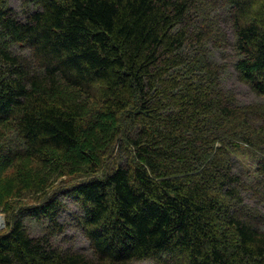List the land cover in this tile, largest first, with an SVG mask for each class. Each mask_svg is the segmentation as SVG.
Listing matches in <instances>:
<instances>
[{
  "label": "trees",
  "instance_id": "obj_1",
  "mask_svg": "<svg viewBox=\"0 0 264 264\" xmlns=\"http://www.w3.org/2000/svg\"><path fill=\"white\" fill-rule=\"evenodd\" d=\"M222 1L235 71L264 96V0ZM23 2L21 18L0 0V264H264V209L233 172L253 162L264 208V109L236 103L202 48L184 54L199 32L225 45L209 2ZM66 200L93 257L51 242Z\"/></svg>",
  "mask_w": 264,
  "mask_h": 264
},
{
  "label": "rangeland",
  "instance_id": "obj_2",
  "mask_svg": "<svg viewBox=\"0 0 264 264\" xmlns=\"http://www.w3.org/2000/svg\"><path fill=\"white\" fill-rule=\"evenodd\" d=\"M24 0H7V4L12 8L21 18H24V13L26 10H33L32 4H25ZM209 2L210 11L212 14L219 19V28L223 34V40L225 45L221 48L218 47L214 42L212 43L209 35L204 32L201 33L199 30L202 28L205 30L203 23L200 18L203 11L198 9L191 12V18L193 21V28L197 29L200 34L196 42L190 44L189 47L184 51V54L190 57L191 55L197 56L200 48L208 53L209 58L217 64V67L220 70V84L224 90H229L232 92L236 103L239 105H252V106H262L264 109V96L258 95L254 90L245 82L239 79L235 71V63L238 59V53L235 48L236 43V32L234 25L230 19V7L222 0H204ZM217 27H215V31ZM201 47L199 46L200 41H202ZM19 51V49H16ZM112 157L109 158L107 162H110ZM253 162L246 156H237L234 157V166L233 172L237 174L238 178L242 179L245 188L240 193V198L242 200V205L246 207H256L259 210H263L261 204H257L255 198L256 195L252 192L250 183L253 182V174L251 170L254 168ZM246 181V182H245ZM242 188V187H240ZM66 205L68 207L60 214L58 221L65 228L63 231L54 233L50 236L53 246L59 247L61 249L75 250L82 252L88 256L93 257L92 248L89 244V241L81 232V229L75 224V216L78 215L80 207L76 204L69 203L66 200ZM0 216L4 217L5 213L0 208ZM26 227L32 236H43L46 232V223H38L35 220H32L29 217L25 219ZM5 227L3 221L0 225V231ZM46 235V234H45ZM130 264H159L158 262L152 259H142V260H133Z\"/></svg>",
  "mask_w": 264,
  "mask_h": 264
},
{
  "label": "bare ground",
  "instance_id": "obj_3",
  "mask_svg": "<svg viewBox=\"0 0 264 264\" xmlns=\"http://www.w3.org/2000/svg\"><path fill=\"white\" fill-rule=\"evenodd\" d=\"M2 223H3V217L0 216V225H2Z\"/></svg>",
  "mask_w": 264,
  "mask_h": 264
}]
</instances>
